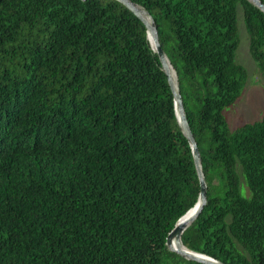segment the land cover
<instances>
[{
    "label": "trees",
    "instance_id": "16d2710c",
    "mask_svg": "<svg viewBox=\"0 0 264 264\" xmlns=\"http://www.w3.org/2000/svg\"><path fill=\"white\" fill-rule=\"evenodd\" d=\"M129 1L154 22L206 184L182 244L264 264V107L233 130L223 114L245 86L238 13L264 73V12ZM150 42L118 0H0V264H203L166 243L200 187Z\"/></svg>",
    "mask_w": 264,
    "mask_h": 264
},
{
    "label": "water",
    "instance_id": "95a60500",
    "mask_svg": "<svg viewBox=\"0 0 264 264\" xmlns=\"http://www.w3.org/2000/svg\"><path fill=\"white\" fill-rule=\"evenodd\" d=\"M119 2H121L123 5H125L135 16H137L139 19H141L143 21V23L145 24V26L147 27V31H149V29H151L153 36H154V40H155V50L156 53L160 59V62L162 64V67L165 71V73L168 75V82L172 88L173 94H174V98H175V107H176V114L179 113L180 118L178 117V121L180 124V127L183 131V133L185 134V136L188 138L191 148H192V153H193V157H194V163H195V168L197 171V175H198V180H199V197H198V201L195 204L194 211L186 218V219H182L190 210H188L175 224L174 228L169 232L167 238H166V243L168 246V249L174 253H177L178 255L185 257L187 259H191L203 264H224L221 263L209 256H206L204 254H200L197 252H193L191 250H188L181 242V234L184 231V229L187 227V225L191 222H193L197 216L200 214V212L202 211V208L205 204V199H206V184L201 172V168H200V163H199V152L197 149V145L194 141L193 135L191 133V130L189 128V125L187 123L185 114H184V108H183V104H182V100L180 97V93L179 90L177 88L176 85V90L173 87V84L171 82L170 76L167 72V57L165 56L159 42H158V35H157V30L156 27L154 25V22L151 20V26L149 27L147 21L145 20V18L143 17V14L147 13L140 8L137 4L129 1V0H118ZM254 5H256L259 9H261L264 12V5H262L258 0H250ZM169 62V61H168ZM174 240V243L176 245V247L171 246L172 242ZM183 245L185 249H181L180 246Z\"/></svg>",
    "mask_w": 264,
    "mask_h": 264
},
{
    "label": "rangeland",
    "instance_id": "374dc122",
    "mask_svg": "<svg viewBox=\"0 0 264 264\" xmlns=\"http://www.w3.org/2000/svg\"><path fill=\"white\" fill-rule=\"evenodd\" d=\"M147 21L151 25L149 18ZM237 27L239 43L235 61L245 68L246 79L241 96L233 104L223 109V114L231 130L246 122L259 119L264 107V73L260 72L248 51L249 39L240 12L238 13ZM242 189L244 190L243 184Z\"/></svg>",
    "mask_w": 264,
    "mask_h": 264
},
{
    "label": "bare ground",
    "instance_id": "6f19581e",
    "mask_svg": "<svg viewBox=\"0 0 264 264\" xmlns=\"http://www.w3.org/2000/svg\"><path fill=\"white\" fill-rule=\"evenodd\" d=\"M143 17L145 18L146 21H147V18H149L146 14H143ZM147 23H148V21H147ZM148 25H149V27L151 26L149 23H148ZM148 39H149V41H151L150 44H151L152 48L155 49V40H154V36H153L151 29H149V31H148ZM166 68H167V72L170 76L171 82L173 84V87L176 90V83H175L176 79H174V77H176V76H174L175 73H174V71H172L173 69H172V67L168 61H167V67ZM177 116L180 118L179 113H177ZM193 211H194V208L192 210H190L182 219H186ZM171 244H172L171 246L176 247L174 240ZM180 248L186 250V248L183 245H181Z\"/></svg>",
    "mask_w": 264,
    "mask_h": 264
}]
</instances>
